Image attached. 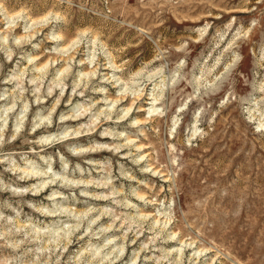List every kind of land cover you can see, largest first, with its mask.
<instances>
[{
    "label": "rangeland",
    "instance_id": "rangeland-1",
    "mask_svg": "<svg viewBox=\"0 0 264 264\" xmlns=\"http://www.w3.org/2000/svg\"><path fill=\"white\" fill-rule=\"evenodd\" d=\"M0 264H264V0H0Z\"/></svg>",
    "mask_w": 264,
    "mask_h": 264
},
{
    "label": "bare ground",
    "instance_id": "bare-ground-1",
    "mask_svg": "<svg viewBox=\"0 0 264 264\" xmlns=\"http://www.w3.org/2000/svg\"><path fill=\"white\" fill-rule=\"evenodd\" d=\"M152 94H153V93H152ZM157 95H158V94H157ZM149 98H150V97H149ZM151 99L156 100V99H157V96L151 97ZM114 101H115V100H114ZM76 106H77V104H76ZM151 106H152V105H151ZM74 107H75V105H74L72 108H74ZM72 108H71V110H72ZM129 108H130V106L127 107L126 109H124V110H125V111H124L125 114L128 113ZM74 109H75V108H74ZM74 109H73V110H74ZM143 109H144L143 107H140V108H139V110H143ZM153 109H154V108H152V109H150V110H153ZM135 121H137V119H135ZM126 138L128 139V143L132 141V140L129 138V136H127ZM119 146H120V145H119ZM119 146H118V147H119ZM149 164H150V163H149ZM156 168H157V167H156ZM153 169H154V167H153ZM27 173H28V172H27ZM167 178H168V177H167ZM165 181H166V180H165ZM139 197H141V196H139ZM179 251H180V249H179Z\"/></svg>",
    "mask_w": 264,
    "mask_h": 264
}]
</instances>
